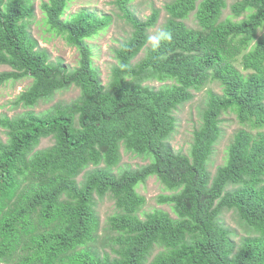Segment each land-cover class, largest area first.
I'll return each instance as SVG.
<instances>
[{
  "label": "trees",
  "instance_id": "obj_1",
  "mask_svg": "<svg viewBox=\"0 0 264 264\" xmlns=\"http://www.w3.org/2000/svg\"><path fill=\"white\" fill-rule=\"evenodd\" d=\"M68 1L39 6L46 29L79 51L73 68L37 47L28 30L31 0H0V64L10 67L0 71V84L31 77L14 103L31 107L71 84L79 88L70 101L0 116L7 135L0 140V264H264V0H234L231 15L245 13L239 19L221 18L226 0H170L162 28L172 40L136 61L159 10L141 19L132 0H112L132 30L113 49L105 84L86 39L110 16L80 9L62 18ZM192 11L196 27L183 20ZM238 56L246 73L236 67ZM210 80L222 91H208L189 152L175 151L168 141L173 112ZM227 110L242 127L211 174L207 161ZM45 136L52 144L36 148ZM121 146L148 162L113 172ZM149 176L161 184L156 202L174 217L160 207L141 211L145 198L136 187ZM105 195L116 210L99 235L95 203ZM230 209L257 234L237 244L221 218Z\"/></svg>",
  "mask_w": 264,
  "mask_h": 264
},
{
  "label": "rangeland",
  "instance_id": "obj_2",
  "mask_svg": "<svg viewBox=\"0 0 264 264\" xmlns=\"http://www.w3.org/2000/svg\"><path fill=\"white\" fill-rule=\"evenodd\" d=\"M33 4V16L29 19L28 30L33 38L36 39L38 48L44 49L51 61L61 60L68 68H73L77 65L79 58V51L77 48L68 43L63 35L58 33H52L46 29V25L43 21V14L40 9V3L42 0H31ZM170 0H132L130 3L131 9L135 15L141 19H145L152 11L153 8L158 9V17L155 24L148 29V36L162 28V25L167 17L168 13L164 8L166 2ZM234 0H226V7L222 10L221 18L231 15L230 4ZM80 9H86L93 11L97 15H109L110 22L102 30H99L96 34L86 39L92 52V63L96 68L99 79L103 84L109 80V75L112 65L115 64V58L113 55V49L116 48L121 41L127 38L131 33V26L125 19H123L114 5L112 0H69L64 10L62 18L68 17L70 14L75 13ZM194 12L188 14L183 19L185 23L191 27H196L197 22L194 16ZM245 13L240 16H232L233 19H239L244 17ZM262 30L257 32V35L261 34ZM254 40L251 41V44ZM149 45H146L140 50L132 61L138 60L145 53V49ZM241 56H238L235 62L236 67L243 73L246 70L240 65ZM8 65L0 64V71L8 70ZM31 82V77L23 76L19 79L8 80L3 84H0V116H14L22 111L31 109L34 112L44 110L57 101H70L76 97L79 93V88L71 84L65 89L57 90L48 99L39 100L35 105L31 107H25L21 104H15L14 100L17 95L24 90ZM146 83L150 85H159L157 81L147 80ZM214 91L221 93L222 86L217 80H210L205 83L201 89L192 90V98L181 104L176 110H174L175 116V128L171 133L168 141L175 151H181L186 154L189 152V148L192 142L193 130L196 129L201 121V112L205 106L208 91ZM220 135L213 144L212 152L209 155L207 161V167L209 172L213 174L218 165L222 164L226 158V148L232 140L234 132L242 127L238 122L234 112L232 110L224 111L220 115ZM264 130V127H263ZM255 130H253L254 132ZM7 135L3 127H0V140L5 141ZM53 139L51 136L41 137L36 148H43L51 145ZM120 160L112 167L113 172H118L120 168L135 169L140 165L148 162V160L142 156L135 155L125 151L121 146ZM102 165V164H101ZM93 168V165L88 164L81 172L75 177L76 181H80L83 178L84 173ZM136 190L139 194L145 198V203L141 207V211H150L153 207H160L166 210L171 216L174 217V213L170 207L166 204H159L156 202V196L161 192V184L155 176H149L144 182L137 185ZM95 209L97 211L99 226L97 228L98 234L102 235V227L106 222V218L116 210L114 200L109 198V195H105L102 198H96ZM139 218H143L141 212H139ZM222 221L231 231V238L238 244L242 237L249 234H257L247 227V225L239 218L235 211L232 209L226 210L221 214ZM102 251H106L110 256L114 253L112 250L105 246L101 248ZM161 247L155 246L152 249L149 259L155 255ZM14 259L6 262V264H13Z\"/></svg>",
  "mask_w": 264,
  "mask_h": 264
},
{
  "label": "clouds",
  "instance_id": "obj_3",
  "mask_svg": "<svg viewBox=\"0 0 264 264\" xmlns=\"http://www.w3.org/2000/svg\"><path fill=\"white\" fill-rule=\"evenodd\" d=\"M172 32L166 28H161L149 35L147 38V43L151 50H158L163 43L170 42L172 40Z\"/></svg>",
  "mask_w": 264,
  "mask_h": 264
}]
</instances>
